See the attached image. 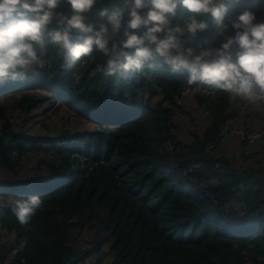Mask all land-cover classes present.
<instances>
[{
    "label": "trees",
    "instance_id": "16d2710c",
    "mask_svg": "<svg viewBox=\"0 0 264 264\" xmlns=\"http://www.w3.org/2000/svg\"><path fill=\"white\" fill-rule=\"evenodd\" d=\"M214 28L187 46L213 40ZM93 57L69 68L49 44L44 64L38 61L27 80L0 83V150L53 99L92 126L60 139L25 130L12 137L10 148L16 143L35 153L37 171L49 178L3 179L0 171V264H88L92 255L95 264H264V161L238 167L223 151L237 157L244 146L236 135L222 137L240 119V98L211 84L189 85L186 71L161 61L155 70L106 77L98 70L105 57ZM188 87L211 89L195 99L212 115L204 135L190 143L179 140L174 119ZM10 100L23 123L1 107ZM261 105L252 103L246 117ZM210 145L222 154L206 155ZM8 150L0 151V163ZM30 197H40L42 208L20 225L12 208Z\"/></svg>",
    "mask_w": 264,
    "mask_h": 264
},
{
    "label": "clouds",
    "instance_id": "9594fccd",
    "mask_svg": "<svg viewBox=\"0 0 264 264\" xmlns=\"http://www.w3.org/2000/svg\"><path fill=\"white\" fill-rule=\"evenodd\" d=\"M261 8L264 0H0V83L27 80L50 44L69 68L95 52L105 57L98 67L104 76L123 78L161 61L186 71L189 85L211 84L233 99L264 102ZM212 24L213 40L187 46ZM42 204L40 197L18 199L12 215L27 225Z\"/></svg>",
    "mask_w": 264,
    "mask_h": 264
},
{
    "label": "rangeland",
    "instance_id": "374dc122",
    "mask_svg": "<svg viewBox=\"0 0 264 264\" xmlns=\"http://www.w3.org/2000/svg\"><path fill=\"white\" fill-rule=\"evenodd\" d=\"M199 92L191 91L187 94H185L184 104L186 105V102L194 99L195 95H198ZM202 94V93H200ZM44 97H50V95H47L46 93L43 94ZM51 100V99H50ZM189 103V102H188ZM253 102H246L245 107L243 106L240 109H243L242 111H238L236 109L235 114L237 117H243L246 113V110L249 108V106ZM237 104V103H236ZM1 107H4L6 109H13L11 111L12 113V121L18 120L19 124L23 123V114L17 109V102L15 100L5 101L1 103ZM259 106L257 108V113L262 118L261 121L264 123V109ZM183 113V112H182ZM182 113H180L176 116V122L178 123L179 120L182 117ZM210 115L206 117V119H203L200 117V115H197V118H194L192 113L188 114V117L185 119L186 123H209ZM92 129V126H90L87 123H84L83 121H79L78 118L75 116V114L72 111H69L68 109L62 107L61 101H57L53 99L50 102L43 103L41 108L37 110V112L34 113L32 119H30L27 122V125L21 129L20 126H17L14 130V133L19 134L22 131H28L31 132V134H37L38 136H54L55 138H59L61 136V133L63 132H71V131H81L83 129ZM229 132L225 135H236L239 140L244 143V146L250 147L251 145H254L256 141L263 140L264 141V125L261 124V128L259 129H253V127L250 130L246 129H232L231 124L229 123L227 126ZM252 137V141L250 142L249 137ZM251 138V137H250ZM7 140V139H5ZM60 141V140H57ZM12 144V141L9 143L7 148L8 150V159L5 162L0 163V171L2 173L3 179H18V178H28V179H48L49 175L44 171L40 172L37 171L38 164L36 163L38 161V157L35 153L29 152L26 150L19 151L17 149V144H13L10 148V145ZM1 152L3 151L0 150ZM169 151V150H168ZM259 158L264 161V150H259ZM251 153L249 150H246V154L249 155ZM253 156V155H252ZM250 157V156H249ZM191 170V168H190ZM1 177V176H0ZM86 246V244H83ZM106 261H109L107 259ZM88 264H95L96 263V257L92 255L87 260Z\"/></svg>",
    "mask_w": 264,
    "mask_h": 264
},
{
    "label": "crops",
    "instance_id": "0c3cea01",
    "mask_svg": "<svg viewBox=\"0 0 264 264\" xmlns=\"http://www.w3.org/2000/svg\"><path fill=\"white\" fill-rule=\"evenodd\" d=\"M241 100L243 99L240 98L239 101ZM239 101H234V109H235L236 103ZM183 104H184V101L181 104L182 109H183L182 117L178 123H175L176 124V134L181 142L190 143L194 141L196 137H202L210 123H186L185 119L188 117V114L192 113L194 118H197V115L199 114L200 117H202L203 119H206L208 115H210V117L212 115L206 110V108L203 105L199 104L195 98L187 101L186 105H183ZM260 118L262 117L259 116V114L258 115L252 114L251 116L246 117V113H245L243 117H240V119L238 120V123H230L231 128L232 129L235 128L239 130H242V129L250 130L253 127V129L254 128L259 129L261 128V124L264 125V123H262ZM228 140H230L229 135L225 137L224 142H227ZM263 147H264V141L259 140V141H256V143L254 145H251L250 147L243 146L241 149H239L237 153V157H235V154L231 151L229 147L228 148L225 147V149L227 150V153L225 152L224 149L223 151L229 159H232L234 162H236V165L238 167H242V166L252 165L255 162L263 161L262 157L261 159L259 158L260 157L259 150L263 149ZM246 150H249L251 153L247 155ZM215 154H218V155L222 154V150L220 147H216Z\"/></svg>",
    "mask_w": 264,
    "mask_h": 264
},
{
    "label": "built area",
    "instance_id": "2783aa9c",
    "mask_svg": "<svg viewBox=\"0 0 264 264\" xmlns=\"http://www.w3.org/2000/svg\"><path fill=\"white\" fill-rule=\"evenodd\" d=\"M191 91L199 92L198 95H200V96H203L204 94H211V89L202 88V87H195V88H194V87H193V88L188 87V88H186V89L183 90V92H182V99H179V100H178V104H182L183 101H184V99H185V94H187V93H189V92H191ZM200 93H202V94H200ZM246 102H247V101H245V100H241V101L237 102V104L235 105V109H237L238 111H242V112H243V109H240V108H242L243 106L245 107ZM178 114H179V111L174 110V119L176 118V116H177ZM175 120H176V119H175ZM227 126H228V125H227ZM227 126H226V128L223 130V132H222V137H223V138H224L225 135L229 132ZM250 137H251V138H250ZM250 137H249V139H250V142H251V141H252V137H255V136H250ZM168 149H169V150H172V149H173V147L171 146L170 143L168 144ZM215 149H216V146H215V145H210V146L207 148V150H206V155L211 154L213 151H215ZM263 150H264V147H263ZM263 155H264V154H263ZM190 168H191V170L189 169V171L192 172L193 167H190Z\"/></svg>",
    "mask_w": 264,
    "mask_h": 264
},
{
    "label": "water",
    "instance_id": "95a60500",
    "mask_svg": "<svg viewBox=\"0 0 264 264\" xmlns=\"http://www.w3.org/2000/svg\"><path fill=\"white\" fill-rule=\"evenodd\" d=\"M15 135H16V133H13L12 136H11L9 139H7V140H3V144H2V148H3V149H7V146H8L9 143L11 142L12 137L15 136Z\"/></svg>",
    "mask_w": 264,
    "mask_h": 264
}]
</instances>
